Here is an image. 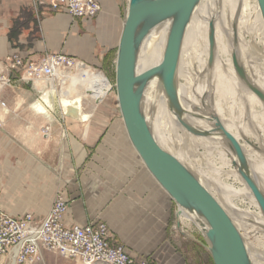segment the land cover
<instances>
[{
  "label": "crops",
  "instance_id": "crops-1",
  "mask_svg": "<svg viewBox=\"0 0 264 264\" xmlns=\"http://www.w3.org/2000/svg\"><path fill=\"white\" fill-rule=\"evenodd\" d=\"M98 1L96 17L73 19L33 0H0V83L8 78L14 84L0 89L5 103L0 107V210L13 218L30 212L42 219L61 194L67 201L66 227L104 223L111 244L133 257L190 264V246L179 251L167 237L176 205L144 167L119 115L117 122H91L99 107L84 113L83 106L89 122L61 119L56 114L65 115L62 105L41 106L34 84L8 69L14 55L25 62L63 55L82 62L76 67L103 69L123 22L118 0Z\"/></svg>",
  "mask_w": 264,
  "mask_h": 264
},
{
  "label": "bare ground",
  "instance_id": "bare-ground-1",
  "mask_svg": "<svg viewBox=\"0 0 264 264\" xmlns=\"http://www.w3.org/2000/svg\"><path fill=\"white\" fill-rule=\"evenodd\" d=\"M174 21L175 17L173 15L164 19L147 21L140 25L139 32L146 31V34L138 43L134 55L133 69L136 75H141L152 68L159 67L163 63L168 36ZM251 35L261 37L260 44L264 46V22L256 0H199L183 32L172 91L169 93L164 88L161 72L149 78L142 90L141 112L156 142L163 150L181 163L218 203L219 201L214 193L205 184V174L189 166L184 157L183 148L172 147L171 141L169 139L166 141L165 134L160 133L162 126L158 123L157 108L158 105L168 106L172 112L181 113L186 119L184 124L186 129L179 126L178 128L183 129L182 131L186 134L187 144L190 146L202 145L212 149L217 148V154L223 162L225 161L226 164L232 162L233 164L235 162L234 154L217 127L220 125L235 139V136L230 132L231 127L235 124L232 122L231 126L220 116V108H227V106L221 107L220 105L222 93L227 91L228 93H238L240 97L247 96L249 104L245 106L244 112L257 107L263 109L264 101L262 102L259 95L254 93L253 90L264 93V77L252 78V81L248 83V76L241 70L234 71L231 66H228V68L222 67L221 63L227 62L226 49L227 46L231 45H235V57L239 65L241 62L245 64L253 63L254 50L246 43L248 40L245 42V37ZM209 58L213 61V66L208 64ZM194 62L198 64L196 74L189 69L190 64ZM258 64L262 68L261 70L264 71V58L258 60ZM70 67L75 70L74 74L65 73L60 69L56 70V77L60 82V86H62L60 92L55 89L53 80H36L34 78L33 87L41 97L42 101H39L41 106L54 108L58 96L66 116L85 121L89 119V115L81 113L83 100L88 98L95 104L99 103L109 92L111 84L103 74L94 72L91 68L76 67L74 64ZM223 68H227V76L229 75L231 79L229 82L223 80V73L225 72ZM239 74H242V76ZM210 75L213 77L209 82ZM28 76V74L24 76L25 80L29 79ZM181 80H183V83L180 82ZM4 85L5 83L0 85V89ZM0 107L3 108L1 102ZM212 113L218 119L220 116L219 122L212 120ZM250 113L248 112L249 115ZM253 115L258 118L260 112L253 111ZM246 129L245 127L244 130ZM182 131L181 133H183ZM211 131L214 132L210 133ZM208 134L209 136H206ZM46 138H48V134H46ZM239 146L243 153L245 168L253 176L258 188L264 194V167L261 159L258 161L253 158V155H250L252 150L248 145ZM245 153H249V155ZM231 167V175L242 184L244 195L257 207L255 214L244 213L252 219L251 229L260 227L264 231V217L249 187L237 173L234 165ZM178 219L182 223H195L205 235L208 224L192 208L179 207ZM178 230L181 231V228H178ZM245 254L249 264H259L251 253L245 252ZM9 260L10 264H16L15 253L9 256Z\"/></svg>",
  "mask_w": 264,
  "mask_h": 264
},
{
  "label": "water",
  "instance_id": "water-1",
  "mask_svg": "<svg viewBox=\"0 0 264 264\" xmlns=\"http://www.w3.org/2000/svg\"><path fill=\"white\" fill-rule=\"evenodd\" d=\"M198 2L199 0L127 1L115 62L117 102L127 137L146 170L177 208H192L207 222L204 237L213 264H249L241 235L230 217L200 182L159 146L141 112L142 90L153 75L161 72L164 88L169 93L172 91L183 32ZM256 2L264 22V0ZM173 15L175 21L168 36L163 63L136 75L133 69L134 55L138 43L146 34V31L139 32L140 25ZM217 127L234 154L233 165L237 173L249 187L264 217V194L244 166L239 143L223 127Z\"/></svg>",
  "mask_w": 264,
  "mask_h": 264
},
{
  "label": "rangeland",
  "instance_id": "rangeland-1",
  "mask_svg": "<svg viewBox=\"0 0 264 264\" xmlns=\"http://www.w3.org/2000/svg\"><path fill=\"white\" fill-rule=\"evenodd\" d=\"M127 1L128 0H118L121 7L122 22L124 21V15L127 8ZM99 38H101V36H99ZM260 38L261 37L259 36L253 37L252 35L245 37V42L248 40L246 43H248V46L252 47V49L254 50V54L252 55V57L254 58L252 59L254 60L255 63L253 62L251 64H247V63L245 64L244 62H241L239 65L235 57L236 52H234L236 51L235 45L233 46L231 45V46H227L226 55H228L227 57L228 60L227 62L221 63L222 67L228 68V66H231L234 71H236L237 69L241 70V72H243L246 76H248L247 77L248 83L252 81V78L257 79V77L260 78L264 77V71L261 70L262 68H260L258 64V60L264 58V46L260 44L261 43ZM252 39L254 40L252 41ZM118 45H119V41L117 47L111 52L109 59H107V62L105 61L103 69L91 68L92 71L103 74L104 77L111 84V88L109 92L100 103L95 104L91 102L90 99L88 98H85V100L87 99V101L83 100L84 113H86L85 108L87 107H93V108L95 106L99 107V110L97 111L99 113L97 115H92L91 118L89 119L91 122H97V123L117 122L119 121V117L122 121L119 104L117 102V92H116L115 62L117 58ZM256 56L259 58L257 59ZM74 61L75 62H73V64L82 63L76 60ZM208 64L209 66H213V61L210 58L208 59ZM197 65H198L197 62H194L191 63L189 66V69L194 74H196ZM227 68H223L225 70V72L223 73V80L229 82L231 79L229 75L227 76L228 73L226 70ZM257 69L259 71H256ZM60 70L65 73H73V74L75 73V70H73L72 67H69L68 69L60 68ZM239 75L242 76V74ZM212 77L213 76L210 75L208 80L209 82L212 80ZM8 81L9 79L6 78L5 82H1L0 85L5 83L4 88L6 89L12 88L14 84ZM180 82L183 83V80H181ZM59 83L60 82L56 77V80L53 81V84L55 86V89L57 91L59 90L60 92L62 86H60ZM30 85H32V83ZM20 88L25 89L24 86ZM253 92L259 95L262 102L264 101V93L256 90H253ZM222 94L223 95L220 105L221 107L227 106V108H220L221 118L225 120V122H227L228 124H231V126H232V122L233 124H235L231 127L230 132L235 136L236 141L239 143V145H248L252 150L250 155H253V158H256L258 161H260L261 159L262 166L264 167V108L259 109V107H257L255 109L253 108V110L244 112L245 106L246 105L248 106L249 104V98L247 99L246 98L247 96L240 97L238 93H230V92L228 93L227 91L226 92L224 91ZM1 103L5 104L3 101ZM60 105L61 104L59 101V97H57L56 107ZM161 107L162 106L158 105L157 108L158 123L161 124L162 126V128L160 129V133L165 134L166 141L169 139L172 143V147L183 148L184 157L186 158V162L188 163L189 166L205 174L206 178L204 179L206 186L212 193H214L216 199L221 204V207L230 217L234 226L239 231L245 252L251 253V255L259 264H264V231L260 227H253L251 229L250 224L252 222V219L244 214V213L255 214L257 212V207L250 200L246 198V196L243 193L242 184L233 175H231L230 168H232L231 166H233L232 162L230 164H226L225 161L223 162V160L217 154L218 153L217 148L212 149L211 147L206 148L205 146L202 145L190 146L189 144H187L188 141L186 138V134H184V132L182 131L183 129L178 128V126L185 127L184 124L186 122V119L181 115V113L178 114L176 112H172L168 106H164L162 108ZM197 109L202 110L201 108H197ZM253 111L260 112L258 118L255 115H253ZM248 112L249 113L252 112V113H250L249 115ZM212 114H213V116L211 115L212 120L213 121L217 120L216 122H219L218 120L221 119L220 116L218 119L216 115L214 116V113ZM56 116L60 117L61 119L65 118V120L67 118L71 119V117L63 115L61 110H59V113H57ZM89 120L81 121V122L85 123V122H89ZM247 124L248 126H246ZM244 126L247 128L246 130H244L245 128ZM184 129H186V127ZM181 131L183 133H181ZM214 131H216V129H214ZM42 133L48 134L49 131L43 130ZM206 136H209V134ZM245 154L249 155V153H245ZM172 213H173L172 219L169 224V229H168L169 231L167 235L171 245L179 251L186 248L185 246L187 247L190 246L191 248L190 250H192L191 251L192 253L188 255L190 264H213L211 256L207 251L208 246L203 231L193 222L190 223L180 222L178 219L177 207L173 208ZM25 214H31V213L27 212ZM178 228H181V231H179ZM4 264H10V262L6 260ZM25 264H84V263L78 259H69L55 253L42 251L35 257L29 259Z\"/></svg>",
  "mask_w": 264,
  "mask_h": 264
},
{
  "label": "built area",
  "instance_id": "built-area-1",
  "mask_svg": "<svg viewBox=\"0 0 264 264\" xmlns=\"http://www.w3.org/2000/svg\"><path fill=\"white\" fill-rule=\"evenodd\" d=\"M39 8L63 11L73 19H92L101 11L98 0H33ZM73 59L63 55L45 56L37 62H25L19 55L9 60V71L19 80L31 84L36 80H56V70L68 69ZM28 76L25 80L24 76ZM9 82V81H8ZM2 107L4 104L2 103ZM67 201L57 195L49 212L42 219L32 214L13 218L0 210V264L16 255V264H25L40 252H51L84 264H155L148 258H136L121 245L111 244L109 230L104 223L68 228L62 218Z\"/></svg>",
  "mask_w": 264,
  "mask_h": 264
}]
</instances>
